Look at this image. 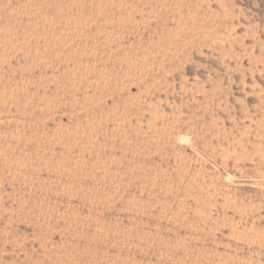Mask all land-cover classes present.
<instances>
[{
  "label": "rangeland",
  "instance_id": "rangeland-1",
  "mask_svg": "<svg viewBox=\"0 0 264 264\" xmlns=\"http://www.w3.org/2000/svg\"><path fill=\"white\" fill-rule=\"evenodd\" d=\"M0 264H264V0H0Z\"/></svg>",
  "mask_w": 264,
  "mask_h": 264
}]
</instances>
